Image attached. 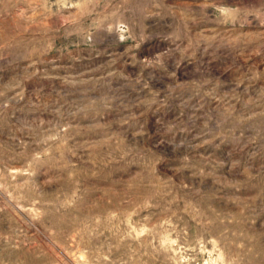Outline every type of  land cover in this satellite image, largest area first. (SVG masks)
I'll use <instances>...</instances> for the list:
<instances>
[{"label":"rangeland","instance_id":"obj_1","mask_svg":"<svg viewBox=\"0 0 264 264\" xmlns=\"http://www.w3.org/2000/svg\"><path fill=\"white\" fill-rule=\"evenodd\" d=\"M0 264H264V0H0Z\"/></svg>","mask_w":264,"mask_h":264}]
</instances>
